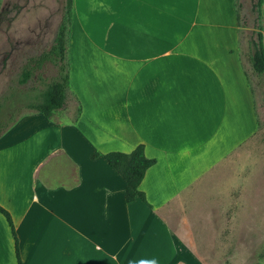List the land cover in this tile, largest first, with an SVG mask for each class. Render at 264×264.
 I'll use <instances>...</instances> for the list:
<instances>
[{
  "label": "crops",
  "instance_id": "obj_1",
  "mask_svg": "<svg viewBox=\"0 0 264 264\" xmlns=\"http://www.w3.org/2000/svg\"><path fill=\"white\" fill-rule=\"evenodd\" d=\"M264 46V0L261 5ZM237 0H72L68 89L0 137L23 264H253L264 154ZM154 159L126 202L104 154ZM0 264H17L0 213Z\"/></svg>",
  "mask_w": 264,
  "mask_h": 264
},
{
  "label": "rangeland",
  "instance_id": "obj_2",
  "mask_svg": "<svg viewBox=\"0 0 264 264\" xmlns=\"http://www.w3.org/2000/svg\"><path fill=\"white\" fill-rule=\"evenodd\" d=\"M254 1L237 0L242 53L259 31L260 20H256L252 8ZM65 3L66 0H0V101L3 104L0 118L3 122L28 113L24 104L26 96L34 95L56 77L57 67L45 61L33 69L32 77L25 84L19 83L29 59L50 48L65 15ZM248 72L258 121L254 148L264 154V84L262 78ZM258 255L262 258L264 252Z\"/></svg>",
  "mask_w": 264,
  "mask_h": 264
},
{
  "label": "trees",
  "instance_id": "obj_3",
  "mask_svg": "<svg viewBox=\"0 0 264 264\" xmlns=\"http://www.w3.org/2000/svg\"><path fill=\"white\" fill-rule=\"evenodd\" d=\"M263 0H255L252 8L256 13V20H260L259 31L249 40L248 62L252 73L262 78L264 84V46L262 34L261 5ZM72 16V0H66L65 15L59 23L52 44L47 51L42 52L37 57H31L29 63L21 71L19 83L25 84L33 75V69L39 68L45 61L52 62L57 67V75L52 80L46 82L42 89L34 95H28L25 99V107L29 112L42 113L45 117L51 118L56 110L64 107L69 84L67 42ZM0 101V114L2 109ZM20 116L3 122L0 118V137L18 120ZM108 164L114 168L124 179V197L126 202H131L137 196L145 199L139 185L149 167L155 160L148 158L144 154L143 144L137 145L130 152L110 151L104 154ZM0 213L6 218L11 233L14 238L15 254L17 264H23L19 255L18 240L9 213L0 206Z\"/></svg>",
  "mask_w": 264,
  "mask_h": 264
}]
</instances>
